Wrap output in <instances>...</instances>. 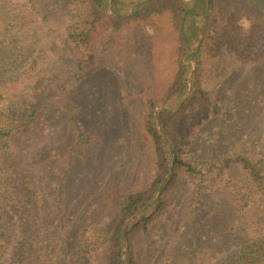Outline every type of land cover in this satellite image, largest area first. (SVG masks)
<instances>
[{"label":"trees","instance_id":"1","mask_svg":"<svg viewBox=\"0 0 264 264\" xmlns=\"http://www.w3.org/2000/svg\"><path fill=\"white\" fill-rule=\"evenodd\" d=\"M39 2L0 0V264H264V154L222 152L218 163L203 167L188 156L187 131L188 119L220 112L203 83L214 62L264 63V0H244L226 12L217 0H65L63 43L80 57L76 70L96 62L102 24L120 30L166 17L179 39L175 77L160 99L147 101L142 131L153 175L139 185L127 167L114 172L122 183L107 189L102 174L68 172L71 164L83 166L79 144L70 145L63 129L81 111L80 79L69 89L68 76L54 73L59 86L50 88L41 72L47 61H29L43 35ZM62 2L45 3L44 17ZM88 112L80 119L93 121ZM238 167L237 182L226 181ZM189 181L197 186L186 195ZM204 188L229 195L239 220L203 221L195 204Z\"/></svg>","mask_w":264,"mask_h":264},{"label":"rangeland","instance_id":"2","mask_svg":"<svg viewBox=\"0 0 264 264\" xmlns=\"http://www.w3.org/2000/svg\"><path fill=\"white\" fill-rule=\"evenodd\" d=\"M19 1L25 3L27 0ZM39 1L40 22L36 26L42 27L43 35L29 61H47L48 66H44L45 70L41 72L50 78V88L59 86L52 79L54 73L68 76L69 89L75 85L77 78L80 79L75 100L79 102L81 111L67 118L63 129L70 145L79 144L77 153L81 159L78 162L83 166L71 164L68 172L75 167L85 172L87 178L90 174H102L107 189L122 183L114 172L119 173L128 167L136 171L137 183L146 185L153 175L149 169L152 160L149 138L142 131L147 101L150 97L160 99L175 77L179 46L176 31L166 17L144 25L134 23L120 30L102 24L95 34L97 60L94 64L85 62L79 71L75 66L79 55L69 52L63 43L70 6L63 0L61 6L54 7V14L46 19L44 14L49 8H45L44 4L54 0ZM217 1L224 12L229 7H240L244 3V0ZM35 4L33 1L32 7ZM41 23L42 26H39ZM42 47L45 50L38 52ZM191 65L193 70L195 64ZM203 80L221 109L213 116L202 113L192 121L187 120V131L191 137L190 159L205 167L208 162L218 163L222 152L248 156L252 153L264 154V63L226 58L214 62ZM89 110L95 119L85 122L82 119L90 118ZM190 126L193 128L191 133ZM117 152L124 155V163ZM68 153L71 154V147ZM240 171L238 167L226 174L224 179L237 182ZM78 184L83 186L85 183ZM196 186L197 181H189L186 195L191 194ZM201 193L195 207L200 210L203 221L210 224L213 218H236V215L238 219V214L231 215L236 203L229 195L209 194L207 188ZM186 200L189 198L186 197ZM192 207V204L186 205L183 212ZM230 223L236 225L235 229L231 228L234 233L243 234L239 223Z\"/></svg>","mask_w":264,"mask_h":264}]
</instances>
